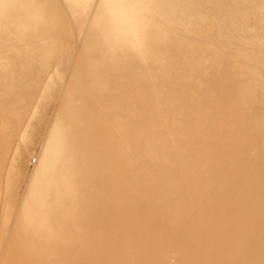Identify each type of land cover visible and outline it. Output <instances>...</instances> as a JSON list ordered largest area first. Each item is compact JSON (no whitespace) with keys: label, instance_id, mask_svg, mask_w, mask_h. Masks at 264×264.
Listing matches in <instances>:
<instances>
[{"label":"rangeland","instance_id":"obj_1","mask_svg":"<svg viewBox=\"0 0 264 264\" xmlns=\"http://www.w3.org/2000/svg\"><path fill=\"white\" fill-rule=\"evenodd\" d=\"M0 59V264H264V0H0ZM66 152L116 228L39 215Z\"/></svg>","mask_w":264,"mask_h":264},{"label":"bare ground","instance_id":"obj_2","mask_svg":"<svg viewBox=\"0 0 264 264\" xmlns=\"http://www.w3.org/2000/svg\"><path fill=\"white\" fill-rule=\"evenodd\" d=\"M121 1V0H120ZM126 1V0H125ZM128 1V0H127ZM217 1V0H216ZM117 2V1H116ZM116 2H115V5H116ZM134 2V4H135V1H133ZM45 3V2H44ZM119 3V2H118ZM220 3V2H219ZM110 4V3H109ZM112 4V3H111ZM71 5V4H70ZM74 5V4H73ZM130 4H128V6H129ZM139 5V4H138ZM48 6V5H47ZM109 6V5H108ZM135 6V5H134ZM142 6V5H141ZM140 6V7H141ZM37 7V6H36ZM51 7V6H50ZM126 7V6H125ZM132 7V6H131ZM21 8V7H20ZM60 8V7H59ZM69 8V7H68ZM137 8V7H136ZM142 8V7H141ZM148 8V7H147ZM145 9V10H148V9ZM37 9V8H36ZM52 9V8H51ZM51 9L49 10V11H51ZM78 9V8H77ZM123 9H124V7H123ZM140 9V8H139ZM39 10V9H38ZM133 10H135V9H133ZM133 10H131V11H133ZM151 10V9H150ZM158 11H159V9H157ZM64 11V10H63ZM67 11H68V9H67ZM128 11V10H127ZM141 11V10H140ZM149 11V10H148ZM152 11V10H151ZM40 12H42V10L40 11ZM46 12V11H45ZM73 12H75V10L73 11ZM105 12V11H104ZM135 12V11H134ZM133 12V13H134ZM142 12V11H141ZM154 12H156V11H154ZM21 13H23V10H22V12ZM51 13H53V12H51ZM61 13V12H60ZM60 13H58V14H60ZM109 13V12H108ZM112 13H114V12H112ZM19 14V13H18ZM23 14H25V13H23ZM38 14H41V13H38ZM43 14V13H42ZM46 14V13H45ZM44 14V15H45ZM126 14H127V12H126ZM132 14V13H131ZM153 14V13H152ZM159 14V13H158ZM44 15H43V17H44ZM51 15V14H50ZM64 15V14H63ZM62 15V16H63ZM122 15V14H121ZM35 16V14L33 15V17ZM62 16H60V17H62ZM116 15H114L113 17H115ZM120 16V15H119ZM138 16H142V15H138ZM152 16V15H151ZM19 17H22V15L21 16H19ZM37 17V16H36ZM39 17H41V16H39ZM53 17V16H52ZM124 17V16H123ZM122 17V18H123ZM137 17V16H136ZM244 17V16H243ZM23 18L25 19L26 17L25 16H23ZM45 18H47V16L45 17ZM63 18V17H62ZM68 18V17H67ZM121 18V19H122ZM161 18V17H160ZM23 19V20H24ZM53 19V18H52ZM108 19H109V17H108ZM119 19V18H118ZM126 19V18H125ZM20 19H18V21H19ZM37 20H39V19H37ZM49 20H50V17H49ZM67 20V19H66ZM109 20H112V19H109ZM108 20V21H109ZM136 20V19H135ZM159 20V19H158ZM161 20V19H160ZM51 21V20H50ZM54 21H56L57 22V20H55V14H54ZM53 21V22H54ZM113 21V20H112ZM117 21V20H116ZM121 21V20H120ZM129 21V20H128ZM145 21V20H144ZM143 21V22H144ZM150 21V20H149ZM148 21V22H149ZM199 21V20H198ZM249 21V19L248 20H246V22H248ZM20 22V21H19ZM31 22V21H30ZM60 22V21H59ZM66 22V21H65ZM123 22V21H122ZM163 22V21H162ZM23 23H24V21H23ZM39 23V22H38ZM58 23V22H57ZM126 23H127V20H126ZM129 23V22H128ZM131 23V22H130ZM135 23V22H134ZM40 24V23H39ZM59 24V23H58ZM61 24V23H60ZM114 24V23H113ZM119 24V23H118ZM117 24V25H118ZM23 25V24H22ZM35 25V24H34ZM68 25V24H67ZM103 25V24H102ZM116 25V24H115ZM149 25V24H148ZM105 26V25H104ZM107 26V25H106ZM114 26V25H113ZM119 26V25H118ZM121 26H122V24H121ZM143 26V25H142ZM147 26V25H146ZM151 26V25H150ZM17 27V26H16ZM19 27V26H18ZM25 27V26H24ZM48 27V26H47ZM64 27V26H63ZM67 27V26H66ZM116 27V26H115ZM20 28V27H19ZM48 28H50V27H48ZM98 28V27H97ZM102 28V27H101ZM117 28V27H116ZM120 28V27H119ZM129 28V27H128ZM148 28V27H147ZM20 29H22V28H20ZM58 29V28H57ZM64 29V28H63ZM62 29V30H63ZM72 29V28H71ZM99 29V28H98ZM135 30H136V28H134ZM69 30V29H68ZM115 30V29H114ZM120 30H122V28L120 29ZM129 30V29H128ZM51 31V30H50ZM54 31V30H53ZM53 31H51V32H53ZM55 31H56V29H55ZM58 31V30H57ZM100 31V30H99ZM118 31V30H117ZM149 31V30H148ZM30 32V31H29ZM72 32V31H71ZM91 32H92V30H91ZM104 32V31H103ZM113 32V31H112ZM129 32V31H128ZM136 32V31H135ZM138 32H140V31H138ZM69 33V32H68ZM119 33V32H118ZM143 33V32H142ZM33 34V33H32ZM32 34L30 35V36H32ZM39 34V33H38ZM75 34H77V33H75ZM94 34H96V33H94ZM97 34H98V32H97ZM103 34V33H102ZM108 34V33H107ZM111 34V33H110ZM109 34V35H110ZM113 34V33H112ZM133 34V33H132ZM52 35V34H51ZM62 35H64V33H62ZM89 35V34H88ZM92 35H93V33H92ZM91 35V36H92ZM124 35H125V33H124ZM124 35H122V36H124ZM138 35V34H137ZM136 35V36H137ZM23 36H24V34H23ZM49 36V35H48ZM90 36V37H91ZM134 36V35H133ZM37 37V36H36ZM44 37V36H43ZM76 37V36H75ZM101 37V36H100ZM116 37H117V35H116ZM121 36H119L118 38H120ZM20 38V37H19ZM39 38V37H38ZM55 38V37H54ZM78 38V37H77ZM97 38V37H96ZM102 38V37H101ZM104 38V37H103ZM111 38V37H110ZM128 38H129V36H128ZM140 38V37H139ZM143 38V37H142ZM92 39H94V38H92ZM106 39H108V37L106 38ZM33 40V39H32ZM41 40V39H40ZM91 40V39H90ZM89 40V41H90ZM112 40V39H111ZM127 40V39H126ZM137 40V39H136ZM29 41V40H28ZM42 41V40H41ZM102 41V40H101ZM113 41L114 40H112V43H113ZM116 41V40H115ZM122 41V40H121ZM125 41V40H124ZM132 41V40H131ZM37 42H39V41H37ZM45 42V41H44ZM52 42V41H51ZM76 42V41H75ZM111 42V41H110ZM129 42H130V40H129ZM146 42V41H145ZM235 42V41H234ZM32 43V42H31ZM93 43V42H92ZM152 43V42H151ZM150 43V44H151ZM124 44V43H123ZM133 44H135V42L133 43ZM146 44V43H145ZM236 44V43H235ZM53 45V44H52ZM64 46V45H63ZM62 46V47H63ZM111 46V45H110ZM114 46V45H113ZM113 46H111V47H113ZM122 46V45H121ZM135 46V45H134ZM138 46V45H137ZM136 46V47H137ZM33 47V46H32ZM35 47V46H34ZM37 47H39V46H37ZM72 47V46H71ZM99 47V46H98ZM103 47V46H102ZM119 47V46H118ZM124 47V46H123ZM127 47V46H126ZM130 47V46H129ZM43 48V47H42ZM64 48V47H63ZM69 48V47H68ZM90 48H92L91 46H89V49ZM109 48V47H108ZM156 48V47H155ZM59 49V48H58ZM60 49H61V47H60ZM113 49V48H112ZM130 49V48H129ZM149 49H150V47H149ZM40 50V49H39ZM52 50H54V49H52ZM72 50V49H71ZM87 50V49H86ZM102 50V49H101ZM105 50V49H104ZM123 50V49H122ZM127 50V49H126ZM63 51V50H62ZM94 51V50H93ZM98 51V50H97ZM47 51H45V53H46ZM95 52V51H94ZM106 52V51H105ZM114 52V51H113ZM116 52H118V51H116ZM119 52H121V51H119ZM57 53V52H56ZM96 53V52H95ZM94 53V54H95ZM98 53V52H97ZM100 53V52H99ZM102 53V52H101ZM107 53V52H106ZM112 53V52H111ZM128 53V52H127ZM47 54V53H46ZM90 54V53H89ZM91 54H92V51H91ZM90 54V55H91ZM120 54V53H119ZM163 54V53H162ZM161 54V55H162ZM200 54V53H199ZM71 55V54H70ZM89 55V56H90ZM100 55V54H99ZM102 55V54H101ZM107 55V54H106ZM125 55H126V53H125ZM222 55V54H221ZM44 56V55H43ZM96 56V55H95ZM108 56V55H107ZM110 56H111V54H110ZM109 56V57H110ZM215 56V55H214ZM223 56V55H222ZM91 57H92V55H91ZM114 57V56H113ZM113 57H112V60H113ZM9 58V57H8ZM23 58V57H22ZM40 58H41V56H40ZM44 58H45V56H44ZM87 58V57H86ZM93 58V57H92ZM96 58H98V54H97V57ZM100 58V57H99ZM116 58H117V55H116ZM160 58V57H159ZM163 58V57H162ZM217 58V57H216ZM2 59V58H1ZM0 59V60H1ZM21 59V58H20ZM91 59V58H90ZM115 59V58H114ZM3 60V59H2ZM1 60V61H2ZM9 60H10V58H9ZM96 60V59H95ZM106 60V59H105ZM104 60V61H105ZM161 60V59H160ZM15 61V60H14ZM63 61V60H62ZM62 61H61V63H62ZM96 61H98V60H96ZM99 61H101V60H99ZM108 61V60H107ZM247 61V60H246ZM256 61V60H255ZM12 62V61H11ZM10 62V64H13V63H11ZM18 62V61H17ZM60 62V61H59ZM121 62V61H120ZM138 62V61H137ZM141 62V61H140ZM139 62V63H140ZM146 62H148V60L146 61ZM221 62V61H220ZM1 63V62H0ZM5 65H9V63L7 64V61L5 60ZM19 63V62H18ZM24 63V62H23ZM22 63V64H23ZM84 63V62H83ZM93 63V62H92ZM112 63V62H111ZM151 63V62H150ZM2 64V63H1ZM78 64V63H77ZM81 64V63H80ZM86 64V63H85ZM84 64V65H85ZM94 64V63H93ZM97 64V63H96ZM102 64V63H101ZM138 64V63H137ZM137 64H136V66H137ZM145 64V63H144ZM230 64V63H229ZM249 64V63H248ZM19 65V64H18ZM24 65V64H23ZM27 65V64H26ZM46 65V64H45ZM44 65V66H45ZM83 65V64H82ZM81 65V66H82ZM91 64H89V66H90ZM118 65V64H117ZM135 65V64H134ZM146 65H148L147 63H146ZM215 65H216V63H215ZM249 65H251V61H250V64ZM262 65V64H261ZM1 66V65H0ZM3 66V65H2ZM28 66V65H27ZM26 66V67H27ZM60 66H61V64H60ZM98 66V65H97ZM96 66V67H97ZM135 66V67H136ZM151 66V65H150ZM217 66V65H216ZM260 66V65H259ZM13 67V66H12ZM16 67V66H15ZM15 67H13L12 68V70H15L16 68ZM30 67V66H29ZM46 67V66H45ZM62 67V66H61ZM67 67V66H66ZM77 67H78V65H77ZM80 67V66H79ZM86 67H87V64H86ZM94 67V66H93ZM100 67V66H99ZM98 67V68H99ZM133 67V66H132ZM131 67V68H132ZM143 67V66H142ZM141 67V68H142ZM145 67V66H144ZM258 67V66H257ZM262 67V66H261ZM7 68V67H6ZM6 68L4 69V70H6ZM11 68V67H10ZM20 68V67H19ZM32 68V67H31ZM121 68V67H120ZM129 68V67H128ZM1 69H3V67H1ZM22 69V68H21ZM77 69V68H76ZM152 69H154V67L152 68ZM256 69V68H255ZM24 70H25V68H24ZM33 70V69H32ZM45 70V69H44ZM47 70V69H46ZM111 70V69H110ZM130 70V69H129ZM258 71H260L259 69H257ZM7 71H8V69H7ZM10 71V73L9 74H11L12 73V71L11 70H9ZM78 71V70H77ZM85 71V70H84ZM90 71H93V70H90ZM153 71V70H152ZM154 71H155V69H154ZM153 71V72H154ZM5 72V71H4ZM46 72V71H45ZM44 72V73H45ZM94 72H98V70L97 71H94ZM134 72V71H133ZM132 72V73H133ZM141 72H143V71H141ZM184 72V71H183ZM231 72V71H230ZM14 73H15V71H14ZM38 73V72H37ZM91 73V72H90ZM252 73V72H251ZM259 73V72H258ZM100 74V73H99ZM115 74V73H114ZM140 74V73H139ZM22 75V74H21ZM34 75V74H33ZM32 75V76H33ZM76 75H78V73L76 74ZM81 75V74H80ZM79 75V76H80ZM85 75V74H84ZM93 75V74H92ZM118 75V74H117ZM136 75V74H135ZM134 75V76H135ZM147 75V74H146ZM216 75H219V74H216ZM95 76V75H94ZM114 76H116V74L114 75ZM142 76V75H141ZM144 76V75H143ZM142 76V77H143ZM150 76V75H149ZM208 76V75H207ZM212 76H215V75H212ZM236 76V75H235ZM8 77H10V76H8ZM16 77V76H15ZM19 77V76H18ZM37 77H38V75H37ZM80 77H82V76H80ZM86 77V76H85ZM147 77V76H146ZM93 78V77H92ZM96 78V77H95ZM18 79V78H17ZM89 79V78H88ZM97 79H99V78H97ZM124 79V78H123ZM130 79V78H129ZM134 79V78H133ZM140 79V78H139ZM148 79V78H147ZM157 79H158V77H157ZM211 79V78H210ZM3 80V79H2ZM85 80V79H84ZM103 80V79H102ZM26 81V80H25ZM24 81V82H25ZM97 81V80H96ZM117 81H118V79H117ZM139 81V80H138ZM157 81V80H156ZM204 81H205V79H204ZM203 81V82H204ZM210 81V80H209ZM239 81H240V79H239ZM82 82V81H81ZM90 82V81H89ZM105 82V81H104ZM109 82V81H108ZM157 82H160V81H157ZM175 82V81H174ZM174 82L172 83V84H174ZM181 82V81H180ZM184 82V81H183ZM191 82V81H190ZM193 82V81H192ZM7 83V82H6ZM72 83H73V81H72ZM84 83H86L85 81H84ZM94 83V82H93ZM156 83V82H155ZM76 84V83H75ZM89 84V83H88ZM175 84H177L178 85V83L176 82ZM180 84V83H179ZM76 85H78V84H76ZM90 85V84H89ZM88 85V86H89ZM108 85V84H107ZM122 85V84H121ZM125 85V84H124ZM176 85V86H177ZM103 86V85H102ZM101 86V87H102ZM189 86V85H188ZM201 86V85H200ZM118 87V85L116 86V88ZM124 86H122V88H123ZM73 88H75V87H73ZM97 88V87H96ZM100 88V87H99ZM152 88V87H151ZM158 88H160V87H158ZM76 89V88H75ZM109 89H110V87H109ZM108 89V90H109ZM112 89V88H111ZM110 89V90H111ZM126 89V88H125ZM185 89V88H184ZM202 88H200V90H201ZM87 90H89V89H87ZM92 90H94V89H91V91ZM117 90H118V88H117ZM199 90V91H200ZM258 90V89H257ZM114 91V90H113ZM92 92H97V91H92ZM91 92V93H92ZM101 92V91H100ZM104 92V91H103ZM102 93V92H101ZM107 93H109V92H107ZM116 93H117V91H116ZM127 93H129V92H127ZM88 94V93H87ZM115 94V93H114ZM112 95V94H111ZM128 97H129V95H127ZM126 96V97H127ZM91 97V96H90ZM124 97V96H123ZM125 97V99H128V98H126ZM132 98V97H131ZM196 100V99H195ZM109 101V100H108ZM113 101V100H112ZM122 101V100H121ZM174 101V100H173ZM217 101V100H216ZM128 102V101H127ZM97 103V102H96ZM110 103V102H109ZM115 103V102H114ZM114 103H111L112 105L114 104ZM121 103V102H120ZM129 103V102H128ZM194 103V102H193ZM118 104V103H117ZM172 104H174V102L172 103ZM196 104H197V102H196ZM84 105H86V103L84 104ZM194 105H195V103H194ZM87 106V105H86ZM97 106H99L98 104H97ZM123 106V105H122ZM172 106V105H171ZM136 107H137V105H136ZM139 107V106H138ZM12 108H14V106L12 107ZM12 108H10V109H12ZM99 108V107H98ZM111 108V107H110ZM16 109V108H15ZM86 109H87V107H86ZM86 109H85V111H86ZM175 109V108H174ZM173 109V110H174ZM13 110V109H12ZM11 110V111H12ZM102 110V109H101ZM129 110V109H128ZM6 111V110H5ZM103 111V110H102ZM116 111H118V110H116ZM13 113H14V111H13ZM93 113V112H92ZM15 114H16V112H15ZM20 114V113H19ZM93 114H95V112L93 113ZM98 114H100L99 112H98ZM103 114H104V112H103ZM127 114H128V112H127ZM141 114V113H140ZM136 114H134V116H135ZM219 115V114H218ZM21 116V115H20ZM100 116H101V114H100ZM104 116V115H103ZM140 116V115H139ZM193 116V115H192ZM4 117V116H3ZM82 117V116H81ZM95 117V116H94ZM11 118H13V117H11ZM174 118V117H173ZM15 119V121L18 119V118H14ZM79 119V118H78ZM77 119V120H78ZM7 120H9V119H7ZM6 120V121H7ZM172 120V119H171ZM174 121H175V118H174ZM173 121V122H174ZM189 122V121H188ZM169 123V122H168ZM171 123V122H170ZM190 123V122H189ZM19 124V123H18ZM12 125V124H11ZM85 125V124H84ZM174 125V124H173ZM172 125V126H173ZM175 126V125H174ZM173 126V128H176V126L174 127ZM204 127V126H203ZM1 128H3V127H1ZM5 129H6V127H4ZM13 128V127H12ZM177 129V128H176ZM3 131V130H2ZM86 131V130H85ZM81 133V132H80ZM209 134V133H208ZM76 135V134H75ZM81 136V135H80ZM179 136V135H178ZM191 137H193V136H191ZM20 137H18V139H19ZM72 138V137H71ZM207 138V137H206ZM10 139V138H9ZM62 139V138H61ZM76 139V138H75ZM79 139V138H78ZM58 140V141H57ZM67 140V139H66ZM186 140V139H185ZM46 142L44 143L45 144V146H46V149H47V155L45 156V158H46V160H47V162L48 163H50L51 162V160L53 159V161L55 162V160H54V158H53V154L55 155V151H56V148H57V145H58V143H59V141H60V135L57 133V132H54V133H52V128H51V130L49 131V133H48V135H47V137H46V140H45ZM78 140H76L75 142H77ZM80 142H81V139L79 140ZM83 141V140H82ZM94 141V140H93ZM65 142V141H64ZM69 142V141H68ZM73 142V141H72ZM79 142V143H80ZM88 142V141H87ZM71 143V142H70ZM78 143V142H77ZM185 143V142H184ZM60 144H61V142H60ZM82 144H84L83 142H82ZM77 145V144H76ZM65 146V145H64ZM71 146V145H70ZM73 146H75V145H73ZM79 146V145H78ZM84 146V145H83ZM187 146V145H186ZM77 147V146H76ZM6 148V147H5ZM59 148V147H58ZM67 148H68V146H67ZM3 149V148H2ZM12 149V148H11ZM65 149H66V147H65ZM71 149V148H70ZM6 150V149H5ZM5 150H4V152H5ZM59 150V149H58ZM64 150V149H63ZM76 150V149H75ZM80 150V149H79ZM65 151V150H64ZM72 151V150H71ZM70 151V152H71ZM130 151V150H129ZM11 152H13V151H11ZM73 152V151H72ZM110 152V151H109ZM67 153V152H66ZM102 153H105V152H102ZM126 153V152H125ZM129 154H130V152H128ZM73 154V153H72ZM108 154V153H107ZM124 154V153H123ZM64 155V154H63ZM62 155V156H63ZM216 155V154H215ZM78 156V155H77ZM8 157V156H7ZM59 157V156H58ZM91 157V156H90ZM72 159V157H71V154H65V156H64V158H63V161L65 162L64 164H63V166H62V174H61V179H57L56 181H54V182H52V178H51V181L50 180H48L49 182H52V184H51V186H50V184H49V186L50 187H47V190L46 189H44V193H46V196L47 197H45V198H48L47 199V202H45V203H41L40 204V207H38L37 205V207L39 208V210H38V212H39V215L40 214H42L45 210H47V211H49V215L51 216V218H53V220H57V223L60 221L61 223H62V225L63 226H65V228H68L67 230H90V232L92 231V230H111V228L112 227H115L116 228V226H114V223H113V219L114 218H112L113 216V206L111 205V203L109 202V200L111 199L110 197V199H107L108 197H106V200L105 201H101V199H100V196H102L101 195V193H102V189H99V188H97V193H89V192H82V189L84 188H82L81 187V183L79 182H71V181H68L67 180V178L68 177H70V176H74V174H75V170H74V167H75V165L72 167V166H69V163H68V161H69V159ZM3 160H5V159H3ZM93 160V159H92ZM96 161L98 160V159H95ZM59 161V160H58ZM57 161V162H58ZM53 162V163H54ZM98 162V161H97ZM107 162V161H106ZM102 163H104V162H102ZM101 163V164H102ZM125 164V163H124ZM50 166V165H49ZM56 166V165H55ZM51 167V166H50ZM52 167H54V166H52ZM54 168H56V167H54ZM57 168H58V166H57ZM56 168V169H57ZM59 169V168H58ZM57 169V170H58ZM108 169V168H107ZM41 170V169H40ZM51 170H52V168H51ZM42 171H44L43 169H42ZM46 171V170H45ZM50 171V170H49ZM48 171V172H49ZM145 171V170H144ZM47 172V173H48ZM110 172V171H109ZM124 172V171H123ZM50 173H52L51 171H50ZM133 173V172H132ZM131 173V174H132ZM111 174V173H110ZM135 174V173H134ZM44 174H42V172L41 171H39V173H38V175H37V177H36V179L34 180L33 179V181H32V184H31V190L32 189H35V188H37L39 185H40V183L42 182V181H44V180H42L43 178H42V176H43ZM53 175H55V173L53 174ZM57 175V174H56ZM115 175V174H114ZM154 175V174H153ZM47 176V175H46ZM45 176V177H46ZM51 176V175H50ZM113 176V175H112ZM57 177V176H56ZM60 177V176H59ZM119 177V176H118ZM48 178H50V177H48ZM42 180V181H41ZM78 180V179H77ZM121 180V179H120ZM123 180V179H122ZM46 181V180H45ZM48 181H46V182H48ZM80 181V180H79ZM112 181V180H111ZM124 182H126L125 180H123ZM154 181V180H153ZM48 182V183H49ZM113 182V181H112ZM45 183V182H44ZM122 183V182H121ZM30 184V183H29ZM42 185H44L43 183H41ZM46 184V183H45ZM103 184H104V182H103ZM109 184V183H108ZM119 184V183H118ZM123 184V183H122ZM155 184V183H154ZM110 185V184H109ZM115 185V184H114ZM141 185V187H142V184H140ZM152 184H150L149 186H151ZM41 186V185H40ZM126 187H127V184L125 185ZM155 186V185H154ZM158 186V185H157ZM129 187V186H128ZM127 187V188H128ZM139 187V186H138ZM120 188H121V184H120ZM125 188V187H124ZM149 187H147V189H148ZM188 188V187H187ZM39 189H43V188H40L39 187ZM114 189V188H113ZM137 189H139V188H137ZM136 189V190H137ZM145 189H146V187H145ZM154 189V188H153ZM158 189H159V187H158ZM117 190H119L118 188H117ZM122 190V189H121ZM123 190H125V189H123ZM127 190V189H126ZM125 190V191H126ZM129 190V189H128ZM155 190V189H154ZM188 190V189H187ZM112 191V190H111ZM110 191V192H111ZM130 191V190H129ZM137 191H139V190H137ZM242 191V190H241ZM107 192V191H106ZM119 192V191H118ZM117 192V193H118ZM124 192V191H123ZM107 193H109V192H107ZM120 193V192H119ZM185 193V192H184ZM110 195H112L113 196V194L112 193H109ZM45 195V194H44ZM127 195V194H126ZM129 195V194H128ZM158 195V194H157ZM37 196V195H36ZM104 196V195H103ZM160 196V195H159ZM40 197V196H39ZM43 197V196H42ZM105 197V196H104ZM130 197H131V195H130ZM130 197H129V199H130ZM145 197V196H144ZM41 198V197H40ZM114 198V197H113ZM139 198H141L140 196H139ZM159 198H161V197H159ZM42 199V198H41ZM143 199V198H142ZM163 199V198H162ZM161 199V200H162ZM118 200H119V198H118ZM44 201H45V199H44ZM57 201H61V203H59V202H57ZM121 202H123V200L121 201ZM164 202V201H163ZM31 203V202H30ZM29 203V204H30ZM125 203L126 202H123V204L125 205ZM28 204V205H29ZM33 204V203H32ZM32 204H30L31 206H32ZM30 205H29V207H30ZM120 205V204H119ZM127 205V204H126ZM122 206V205H121ZM33 207H34V205H33ZM37 207H35V208H37ZM124 207V206H123ZM126 207V206H125ZM33 209V211L35 212L36 210L34 209V208H32ZM123 209H125V208H123ZM24 211V210H23ZM28 211V210H27ZM46 211V212H47ZM116 211V210H115ZM117 211H119V209L117 210ZM37 212V211H36ZM35 212V213H36ZM122 212H125V211H122ZM34 213V214H35ZM115 213H117V212H115ZM120 214H121V212H119ZM118 213V214H119ZM126 213V212H125ZM125 213L123 214L124 216H125ZM32 214H33V212H32ZM45 214H47V213H45ZM118 214H116V215H118ZM115 215V216H116ZM28 216H31V214H28ZM34 216V215H33ZM43 216H44V214H43ZM121 217V216H120ZM123 217V216H122ZM34 218V217H33ZM32 218V219H33ZM35 218H37V217H35ZM39 218H41L40 216H39ZM32 219H31V221H32ZM49 219V218H48ZM38 220V219H37ZM36 220V221H37ZM39 221V220H38ZM37 221V222H38ZM49 221H51L50 219H49ZM35 221H33L32 223H34ZM52 222V221H51ZM53 223H55V221L53 222ZM37 224V223H36ZM53 225V224H52ZM51 225V226H52ZM31 226V225H30ZM32 226H34V225H32ZM37 226V225H36ZM49 226H50V224H49ZM49 226H46V227H49ZM55 228H56V226H54ZM62 227V226H61ZM20 228V227H19ZM32 228V227H31ZM31 228H27V229H31ZM35 228H37V227H35ZM43 228V227H42ZM45 228V227H44ZM54 228V230H56ZM62 228H64V227H62ZM50 229V228H49ZM58 230L60 229L59 227L57 228ZM9 230V229H8ZM37 230H38V228H37ZM113 230H114V228H113ZM39 231V230H38ZM60 231V230H59ZM58 231V232H59ZM70 231V232H71ZM35 232V231H34ZM45 232H46V230H45ZM55 232V231H54ZM57 232V233H58ZM82 232V231H81ZM93 232V231H92ZM22 233V235H23V232H21ZM47 233V232H46ZM63 233V232H62ZM64 233H65V231H64ZM63 233V234H64ZM67 233V232H66ZM83 234H85V232H82ZM88 233V232H87ZM94 233V232H93ZM48 234V233H47ZM46 234V235H47ZM60 234H61V231H60ZM71 234V233H70ZM78 234V233H77ZM34 235V234H33ZM42 235H44V233H42ZM45 235V236H46ZM87 235V234H86ZM86 235H84V236H86ZM21 236V235H20ZM37 236H39V234L37 235ZM36 236V237H37ZM47 236H49V234L47 235ZM51 236H52V234H51ZM54 236V235H53ZM52 236V237H53ZM66 236H67V234H66ZM63 238H64V236H62ZM73 237H74V235H73ZM80 237V236H79ZM25 238H26V236H25ZM44 238V237H43ZM49 238H50V236H49ZM48 238V239H49ZM60 238V237H59ZM65 238H67V237H65ZM64 238V239H65ZM71 238H72V236H71ZM27 239H29V237L27 238ZM38 239H39V237H38ZM55 239H56V237H55ZM61 239V238H60ZM64 239H63V241H64ZM68 239H69V237H68ZM74 239V238H73ZM72 239V240H73ZM80 239V238H79ZM78 239V240H79ZM62 240V239H61ZM70 240V239H69ZM83 240H85L84 238H83ZM87 240V239H86ZM19 241H20V239H19ZM50 241V240H49ZM74 241V240H73ZM10 242V241H9ZM22 242H24V241H22ZM22 242H20V243H22ZM46 242H47V240H46ZM61 243H63L62 241H60ZM71 242V241H70ZM76 242V241H75ZM83 242V241H82ZM86 242V241H85ZM89 242V241H88ZM59 243V242H58ZM68 243V242H67ZM96 243V241L94 242V244ZM42 244V243H41ZM46 244V243H45ZM48 244V243H47ZM70 244V243H69ZM83 244H85L84 242H83ZM87 244V243H86ZM3 245V244H2ZM31 245V244H30ZM35 245V244H34ZM33 245V246H34ZM37 245V244H36ZM44 245V244H43ZM61 245V244H60ZM64 245V244H63ZM75 245V244H74ZM88 245V244H87ZM176 245V244H175ZM49 246V245H48ZM51 246V245H50ZM85 246V245H84ZM84 246H83V248H84ZM93 246V245H92ZM37 247V246H36ZM39 247V246H38ZM37 247V248H38ZM52 247V246H51ZM67 247V246H66ZM50 248V247H49ZM57 248V247H56ZM64 248V247H63ZM68 248V247H67ZM71 248V247H70ZM69 248V249H70ZM33 249H34V247H33ZM53 249H55L54 247H53ZM60 249V248H59ZM74 249H75V247H74ZM73 249V250H74ZM82 249V248H81ZM31 250V249H30ZM46 250V249H45ZM52 250V249H51ZM64 250H65V248H64ZM70 250H72V249H70ZM70 250H68V251H70ZM73 250L72 251H70V252H73ZM93 250V249H92ZM1 251V250H0ZM7 251V250H6ZM25 251V250H24ZM43 251H44V249H43ZM96 251V250H95ZM29 252V251H28ZM28 252H26V253H28ZM47 251H45V253H46ZM60 252H61V250H60ZM59 252V253H60ZM32 253H33V251H32ZM44 252H42V254H43ZM62 253V252H61ZM36 255H37V252L35 253ZM39 254V253H38ZM42 254H39V255H42ZM49 254V249H48V253H47V255ZM53 254V253H52ZM51 254V255H52ZM54 254H55V252H54ZM65 254H67V253H64L63 254V256H66ZM68 254H69V252H68ZM77 254V253H76ZM71 255V254H70ZM79 255V254H78ZM81 255V254H80ZM80 255H79V257H80ZM30 256V255H29ZM33 255L31 254V256L30 257H32ZM38 256V255H37ZM49 256V255H48ZM55 256V255H54ZM53 255H52V258L54 257ZM59 256H60V254H59ZM59 256H58V258H59ZM62 256V255H61ZM60 256V257H61ZM68 256V255H67ZM66 256V257H67ZM75 256V255H74ZM84 256V255H83ZM86 256H88V255H86ZM28 257V256H27ZM29 257V258H30ZM35 257V256H34ZM44 257H45V255H44ZM43 257V258H44ZM72 257V258H71ZM71 257H67V258H62L63 259V263H67V262H69V261H74L75 260V258L73 259V254H72V256ZM75 257H77V256H75ZM82 257V256H81ZM85 257V256H84ZM93 257V256H92ZM29 258H28V260H29ZM42 258V259H43ZM48 258H50V257H48ZM86 258H88V257H86ZM90 258V257H89ZM35 259V258H34ZM42 259H41V261H42ZM46 259H47V257H46ZM61 258L59 259V261L60 260H62ZM35 260H38L37 259V257H36V259ZM79 260V259H78ZM81 260H83V257H82V259ZM85 260V259H84ZM27 261V260H26ZM31 261H34L33 259L31 260ZM58 261V262H59ZM76 261V260H75ZM40 262V261H39ZM45 261H43V262H41V263H43V264H45L44 263ZM26 263V262H25ZM49 263V262H48ZM51 264V263H50Z\"/></svg>","mask_w":264,"mask_h":264}]
</instances>
